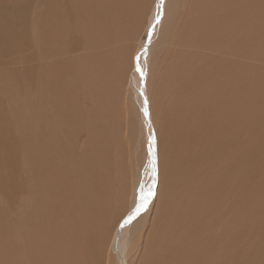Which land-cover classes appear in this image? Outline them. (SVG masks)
<instances>
[{
  "label": "bare ground",
  "instance_id": "obj_1",
  "mask_svg": "<svg viewBox=\"0 0 264 264\" xmlns=\"http://www.w3.org/2000/svg\"><path fill=\"white\" fill-rule=\"evenodd\" d=\"M163 4L153 67L170 62L152 88L170 187L148 261L264 264V0H0V264L118 250L137 188L114 127L127 57L140 74L145 53L124 42L152 37Z\"/></svg>",
  "mask_w": 264,
  "mask_h": 264
},
{
  "label": "rangeland",
  "instance_id": "obj_2",
  "mask_svg": "<svg viewBox=\"0 0 264 264\" xmlns=\"http://www.w3.org/2000/svg\"><path fill=\"white\" fill-rule=\"evenodd\" d=\"M165 4H163L162 6V10H161L162 14L158 18V22H156L157 24H154L155 25L154 30L156 29V31L153 33L152 37H150L151 31H150V34L148 33V30H149V26H148V28L147 27L144 28L145 30L143 29V32L140 35V39L139 37L134 36V38L133 37L131 38L132 41L129 39V41L127 40L124 42L125 45H130L134 49L137 48V50H139L140 47L145 48L144 57L141 61L143 63H141V66H140V70H141L140 74L136 73V71L134 70L138 62L137 63L134 62V64H132V67H133L132 68L130 67V65H128L131 60H129L127 57V60L124 66L126 68V78H127L126 82L127 83H125L123 86V88L125 87V89L122 90L121 94L123 97L120 100V103L122 105V108L124 107H125L124 109L127 108L128 113L126 112L123 113L124 111L121 109L120 110L121 116L119 115L118 118L121 117V119L123 120L120 119L117 126L114 127V134L117 133L115 134L116 144H118L117 146L123 147V144L124 146H126L125 148H122V149H120L121 147L119 148L117 152L118 155L120 156L119 154L120 150L126 151L127 147H129V153L125 154L124 152L123 162L125 161V157H126V163L128 162L127 163L128 170L130 169V166L132 170V175H131L132 178L130 179H133L134 188L135 189L137 188V189L136 190L132 188L130 189V195L127 197L128 199H126L128 201L126 202V206L124 205L125 207L129 205L128 206L129 209L126 208L123 212L120 213V216L118 218L119 220L117 221V224H116L117 229L116 231H114L115 232L114 237L118 236L119 238V243H118L119 245L117 244V247L119 248L117 251H115L113 247H112L113 249L110 248L109 253H108L110 254L109 259L107 258V255L105 253L103 257H106V258L102 257V262L100 264H127L126 262L127 260H128V264H142V263L145 264L146 262L147 264H151L148 261V256L150 255L149 249H151L150 247H152V243H150L149 236H152V233H153L152 230H155L154 225L156 223L154 219L160 213L159 209L161 207V203H162L166 188L168 189L170 187L167 176L165 175L166 165H165V160L163 159L164 154L167 151V148L164 147V140H163L164 117L162 114H159V112H157L156 110V107H155L156 97H155L154 88H152L153 86L157 85L158 80H156V78L159 79L164 74L166 68L168 67L165 65H168L170 62V60L168 61V59H170L169 56L162 57L160 60V67H156V65L153 67V60H154L153 57L155 56L157 51L160 52L164 48L163 44L160 42L162 38L160 36L163 35L164 29H165L164 26H166V23H167V20H166L167 17H165V23H163L164 21L163 9L165 7ZM167 8H166V12H167ZM97 48L104 49L101 47H97ZM124 48L127 49V46H125ZM156 49L157 51H155ZM90 51L92 52V50ZM25 53L28 56L30 55L29 52H25ZM80 54H82V52ZM135 55H137V53ZM135 55H134V58H135ZM15 64L16 65L18 64L17 66H19L20 63L15 62ZM15 64L12 62L11 66L14 67ZM29 64H32V62H30ZM141 73H143V75ZM143 104L145 107H143ZM146 111H147V115H146ZM144 114L146 117H144ZM120 123H122L123 126L120 125ZM121 135L125 138H122ZM150 136L155 137L154 148L156 152V167L158 171V175L156 178V187L154 189L156 195L152 198L151 202L149 203L145 211H142L139 215L135 216L129 223L124 222L123 224L121 222L127 219L129 214L133 212V208H135L136 204L138 203V197H139V192H140L139 190L141 189V187L143 186L145 189H147L153 183V177L151 173L152 165H151L150 154H149V137ZM119 139L122 140V142ZM169 153L172 155L170 151ZM136 183H137V186L135 185ZM135 198L137 199V201ZM19 200L21 202L20 198L18 199V201ZM120 201L121 202L124 201L122 196L120 197ZM130 203L132 204L131 205L132 207L130 206ZM262 207L264 209V205ZM116 211H119V210H116ZM139 221L140 223L138 224ZM116 226L114 228H116ZM118 228H120L119 231H118ZM118 233H122L121 236ZM147 244L149 245V247L146 246ZM146 254L148 255L146 256Z\"/></svg>",
  "mask_w": 264,
  "mask_h": 264
},
{
  "label": "snow or ice",
  "instance_id": "obj_3",
  "mask_svg": "<svg viewBox=\"0 0 264 264\" xmlns=\"http://www.w3.org/2000/svg\"><path fill=\"white\" fill-rule=\"evenodd\" d=\"M139 70V69H138ZM143 75V73H141ZM147 115V111H146ZM155 137L150 136L149 137V154H150V160H151V173L153 177V183L150 185L147 189H145L143 186L140 189L139 197H138V203L136 204V207L134 211L127 217V219L124 221L125 223H129L135 216L139 215L142 211H145L151 202L152 198L156 195L154 189L156 187V178L158 175L157 167H156V152H155Z\"/></svg>",
  "mask_w": 264,
  "mask_h": 264
}]
</instances>
